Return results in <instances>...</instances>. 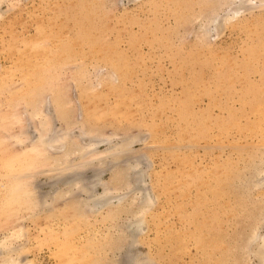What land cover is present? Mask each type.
Returning a JSON list of instances; mask_svg holds the SVG:
<instances>
[{
	"label": "rangeland",
	"instance_id": "rangeland-1",
	"mask_svg": "<svg viewBox=\"0 0 264 264\" xmlns=\"http://www.w3.org/2000/svg\"><path fill=\"white\" fill-rule=\"evenodd\" d=\"M226 2L1 1L0 135L9 138L11 150L21 147L9 136L12 132L23 129L27 143L33 139L38 120L24 113L36 103L55 132H67L83 144L103 136L105 142L97 145L102 153L87 149V154L69 156L67 163L84 162L72 168L86 165L82 180L92 193L108 188V203L115 202L113 194L125 198L115 216L106 206L100 214L83 205L87 222L78 225L68 223V209L62 212L70 217L76 240L85 235L99 239L100 245L92 241L88 246L97 260L90 256L88 264L100 258L98 264H224L231 251L240 259L236 250L245 231L253 225L264 230L259 218L264 184L253 182L264 174L257 171L264 160V0ZM231 13L233 20L224 23ZM211 18H216L213 24ZM108 67L115 69L116 80ZM23 83L34 88L29 96L20 93ZM9 107L23 113L27 123L21 130L3 120ZM128 162L141 169V183L130 178ZM47 165L33 171L46 202L62 208L67 198L87 197L76 187L69 190L71 196H49L65 186L63 176L53 183L63 168ZM145 197L152 204L141 210ZM35 211L17 212L9 225L0 224V239L19 224L24 230L19 242L26 245L47 223L45 213ZM134 221L139 227L132 235L128 224ZM42 236L41 231L22 256L54 264L47 245L39 243Z\"/></svg>",
	"mask_w": 264,
	"mask_h": 264
},
{
	"label": "bare ground",
	"instance_id": "bare-ground-1",
	"mask_svg": "<svg viewBox=\"0 0 264 264\" xmlns=\"http://www.w3.org/2000/svg\"><path fill=\"white\" fill-rule=\"evenodd\" d=\"M1 1L3 2V0H0V3H1ZM233 1L234 0H229V4H230V2H233ZM8 2H10V4H11V1H8ZM5 3H7V2H5ZM225 3H228V2H226V0H225ZM221 5H223V4H221ZM230 11L233 12V14L236 13V10L230 9ZM0 12H1V10H0ZM0 14L2 15V12ZM225 14H228V12ZM233 14L231 13L230 14L231 16H228V15H226L225 17L223 16L224 18L223 19L221 18L222 21L225 23V22L233 20L232 19L234 16ZM211 19H209V20L207 19V20L213 24V21H215L216 18L215 19L211 18ZM208 24L206 25V28L202 29L203 31H202L201 35L206 36ZM110 68L111 67L107 68L108 71L111 70ZM108 71L106 70V73H109L108 76H110V72H108ZM115 72H116L115 69H113V71L111 70V76H113V77L115 76L114 79L116 80L118 78V76ZM113 77H111V78L113 79ZM32 82H34V81H32ZM34 83H36V82H34ZM23 85L25 87L22 88V90H20V93H25L28 91V93H26V94H27V96H29L28 94L30 92H32L34 90V88L30 87L31 86L30 83L29 84L23 83L21 86H23ZM17 86H19V85H17ZM36 92L34 91V95H32V96H34V98H35ZM22 96L24 97L25 95L22 94ZM22 96H19V98H22ZM30 96H31V94H30ZM32 99L33 98L31 97V100ZM26 100H29V99L27 98ZM22 101H24V100H22ZM34 102H36V101H34ZM40 103H42V101L39 102V104ZM29 105H30V109L25 111V113H24L25 116L23 115V113L21 114V113H18L17 111H14L15 108L12 110L11 109L12 107L11 108L9 107L7 109L8 112L5 113V116L3 117V120H5L6 124L8 123V126L12 125L9 123H15V125H19L21 127L19 130H21L24 127L23 123L26 122V119H23V116L25 118L28 117V119L30 117L32 119L38 120L39 128L35 130V132H36L35 137L33 139L30 138V141H28V143H27V140H29V138L27 139L28 136L26 134V131H23V129H22L21 131H18V132H12L11 135H9V136L10 137L12 136V138L16 139L15 141H17L21 145L20 148H15L13 150H11L10 144L7 143L9 138H6V137L0 135V154H1V156H0V197H1L0 198V219H1L0 224L9 225L10 221L15 219L17 212H19V213L25 212L26 213L27 211H29V212L31 211V214H33L34 212H32V211H34V210H37V212L35 211L37 213L36 215H38L41 212H42V214L45 213L43 215H44V218H47V220H46L47 223L45 222L46 226L44 224H43L44 226L43 225H42V227L40 226L41 228L39 227V230H37L38 232H36L34 236L28 238L26 245H23V246L19 242V240L21 239L22 236H24V233H23L24 230H23V227H21L19 224L16 225L15 227H13V230H10L8 233L3 234L2 238L0 239V264H36L35 258L29 257V259H25L26 256L23 257L24 253L22 256V252L27 251V250L30 251V248H32V246H34V242H32V241H34V239L37 238V235H39L41 231L43 232V236L39 237V243L43 242V244L45 243V246L47 245V247L49 248L50 255L54 261V264H81V262L83 264H88L87 262H91V261L93 262L95 259V258H92V256L90 255L91 252H89V249H88V246H90L91 242L94 241L93 239H95V237L93 239H91V237L89 235L88 236L90 238H87V235H85L84 237L80 238L81 240H78V238H77V240H78L77 241L76 236H75L76 233L74 230L75 228L72 229L71 228L72 225L71 226L69 225V227H68V223H71V224L76 223V225H78V223L82 219H83L84 223H85V221L87 222V220H85V217H86L85 213L86 212H84L86 209H84V210L82 209L83 205H84V208H85V205L90 206V208H92V207L96 208L95 210H97L98 213H100V214H101V210H103L102 208H104L106 206V208H108L110 210L108 212V214H110L111 216H115L118 213V210L123 206V204H125L124 203L125 198H124V196L118 197V195L113 194V196H111V197H113L114 199L116 198L115 202L114 203H112V202L108 203L107 201L110 198V194H111V193L108 194V192H111L108 190V188L107 189L105 188L106 190L105 191L102 190V192H100V193H98V192L92 193L90 191L89 183L87 182L88 184H86L84 178H83L84 181L82 180V176L84 175L85 168L87 166L86 165H85V167L80 166L81 164L84 165V162H82V163L81 162H79V163L75 162L76 164L73 163L75 165V166H73V165H71V163H69V162L67 163V159L71 155L83 153L84 151H85L84 153L87 154L88 153L87 149H90L89 153H91V154L93 153V155L97 154L96 153V152H98L97 151L98 150L97 145L105 142V138L103 136L102 137H99V136L93 137L92 136L90 138V142L88 144H83V142H81V141L78 142L72 137H67L70 135L69 133L67 134V132H57V131L55 132L54 128H52V126H51L52 123L50 124V121H49L50 118L48 117L46 111L45 110L42 111V109H38V107L37 108L34 107L36 105V103L29 104ZM24 125H26V124L24 123ZM24 130H26V128H24ZM80 135L81 136L87 135V133L83 132V134H82V132H81ZM9 136H7V137H9ZM5 138L7 139V141ZM131 140H130L129 144H132ZM119 145H121V144H119ZM127 145L125 144V146H127ZM117 146H118V144L115 146V148ZM112 147H113V145H112ZM126 148H128V147H126ZM123 149H124V147H123ZM117 150L116 151L114 150V151L116 153H119V151H121L122 148H120L119 151H117ZM104 151H106V150H104ZM100 152L102 153V150ZM100 152H98V154ZM82 156H80V157H82ZM84 156H86V155H84ZM99 156H101V160H102L103 156L102 155H99ZM92 158L90 157V159H92ZM89 161H91V160H89ZM77 163L80 164L79 167L84 168V170L78 169L75 171L72 167L77 168V166H78ZM47 164L55 165L56 167L58 166V167L63 168L62 169L63 174L59 177H56L55 181H53V183L59 182V181H57L58 180L57 178H60L63 176L62 178H60L61 179L60 182H61V184H63L65 186L62 189H59V188L56 189L55 188L56 190H54V191L51 190L52 194L49 196H53L52 198L61 197L63 195L69 194L70 193L69 190L71 188L76 187V189L78 188L80 190V192L86 193L87 197L82 198V199L81 198L80 199H73V201H71L70 198H67L66 199L67 202H65V204H63L62 208L61 207H59V208L55 207L56 205L55 206H53L52 204L50 205V203H52V201L50 202L48 200H50L51 197L49 199L47 198L48 200L47 199L46 200L48 202H46L45 196H48V195H46V193L41 195V192H39V190H38V183L34 180L33 174L35 172V168L37 170V169L41 168V166L47 167L48 166ZM39 165H41V166H39ZM89 165H90V163H89ZM127 165H128V168L133 171V177H130V178L134 179L135 184L141 183V180L142 179L144 180V178H142V176L144 177V175L142 174L141 169L138 168V165H135L134 163L132 164L131 162H128ZM68 168H69V170H67ZM64 170H66V171H64ZM261 170H262V172H264V160L261 161L260 168H258V170H257L258 173L261 172ZM38 171H40V170H38ZM78 171H80V172H78ZM98 171H100V170H98ZM261 173H259V175ZM100 174L101 173L98 174V177L100 176ZM115 177L117 180H120L119 178H121L120 174L115 175ZM245 177H246V175H245ZM92 182H93V180L91 181V184H93ZM253 182H254L255 186L257 184L259 185L261 183L263 185L264 184V174L260 177L258 176V178L256 180L254 179ZM94 184H96V183L94 182ZM85 185H88V186H85ZM134 189H135V187H134ZM141 190H143V189L141 188ZM256 191H257V189H256ZM150 193L147 192L146 195H147V197L150 196L151 197L150 199L153 200L154 194L153 193L150 194ZM71 194H73V192L70 193L69 196H71ZM107 194H108V196H107ZM262 195L264 196V194H262ZM126 196H128V194ZM133 196H134V194H133ZM154 199H155V197H154ZM145 200L146 201H144V203H146V204H144L143 206L140 205L141 210H146V208L148 207V204L149 203L152 204L151 200L147 201L146 197H145ZM54 203H56V201ZM258 203L259 202H257V204ZM45 204H47V205L44 206ZM48 204H49V206H48ZM259 204L257 206H259ZM261 204H262V202H261ZM263 204H264V202H263ZM44 207H46V208H44ZM66 209H68V211L71 213L70 217H72V220L71 221L68 220V223H67V219H69L70 217L69 218L65 217L66 214L63 215V213L65 212L64 210H66ZM262 209H263L262 211H261V209L257 210V211L262 212V213L260 212L261 213L260 217H259L260 220L264 219V212H263L264 206H262ZM54 210H56V211L51 212ZM246 213L247 212H245V215H246ZM28 214L30 215V213H28ZM247 214H249V213H247ZM3 215H6V217H3ZM22 215L20 216V218H22ZM36 215H34V216H36ZM17 216H19V214ZM30 216H29V218L34 217V216H31V217ZM61 216H64V217L62 218ZM56 219H58V221H55ZM60 219H61V222H59ZM16 220L18 221V219H16ZM81 223H82V221H81ZM80 227H78V228H80ZM138 227H139L138 221H134V222H131L130 224H128V229L130 230V232L131 231L132 232L137 231ZM248 227H251V226L249 225ZM247 231H245L246 233L244 232L245 236L243 238H245V240H243L241 238V240H243V242L237 246L236 251H239V249H240V259L236 258L235 251H233V252L231 251L230 253L228 252L229 255L230 254L231 255L228 256L225 259V261H223L224 264H264V230L261 231L257 225L256 226L253 225ZM133 233H132V235H135V233L134 234ZM94 235H96V234H94ZM97 235L101 236L98 233H97ZM97 235H96V237H98ZM79 236H81V235H79ZM102 237H103V239H101L102 241L105 239L107 240V238H104V236H102ZM98 240L96 239L94 242H96ZM14 241H18L17 242L18 244ZM102 241H100V242H102ZM94 242L92 244H94ZM111 242H112V240H111ZM98 243H99V241H98ZM98 243L96 245L101 244V243H99V244ZM108 243H110V242H108ZM108 243H106V244H108ZM91 246H90V248H91ZM109 246H112V245H109ZM113 247H114V244H113ZM98 248L102 249V247H98ZM226 251H229V250L226 249ZM210 252L211 251H209V253ZM99 253L100 252L98 251V254H96V255H99ZM90 256L93 260L90 258ZM133 258H136V257H133ZM133 258H131L130 260H132ZM251 258H253V261L250 260ZM90 259H91V261H89ZM100 259L98 260V262L100 261ZM133 261H135V259ZM98 262H97V264H98ZM134 263L135 264H139V263L140 264H147V263H144L143 260H139V261L136 260Z\"/></svg>",
	"mask_w": 264,
	"mask_h": 264
}]
</instances>
